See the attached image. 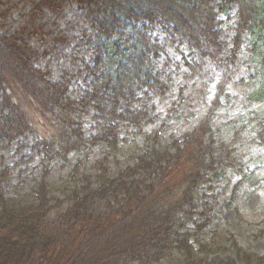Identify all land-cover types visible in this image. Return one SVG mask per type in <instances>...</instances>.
Wrapping results in <instances>:
<instances>
[{"label": "trees", "instance_id": "trees-1", "mask_svg": "<svg viewBox=\"0 0 264 264\" xmlns=\"http://www.w3.org/2000/svg\"><path fill=\"white\" fill-rule=\"evenodd\" d=\"M14 1L0 0V264H217L227 252L240 264H264V256L208 233L220 171L248 157L238 158L240 144L264 149V126L256 127L264 106L218 118L224 74L197 126L163 136L160 126L143 132L142 103L158 81L152 64L165 53L157 32L218 65L224 23L235 29L233 53L249 49L248 81L260 82L253 92L261 93L264 0H40L34 15L79 10L82 35L92 38L93 79L74 89L72 77L39 68L45 52L34 44L35 28L3 32ZM70 52L74 65L81 54ZM123 129H137L140 140L126 147ZM27 158L33 166L12 177L6 160L18 171Z\"/></svg>", "mask_w": 264, "mask_h": 264}, {"label": "rangeland", "instance_id": "rangeland-1", "mask_svg": "<svg viewBox=\"0 0 264 264\" xmlns=\"http://www.w3.org/2000/svg\"><path fill=\"white\" fill-rule=\"evenodd\" d=\"M14 2L13 8L8 11L6 19L1 23L3 32L16 33L21 27L27 26L31 29L35 28L37 33H35L34 44H41V50L45 52V56L38 62L39 68L51 71L54 78L65 75L72 77L73 89L88 86L87 81L93 79L91 71L98 62V54L93 49L92 38L82 35L87 25L78 24L76 18L81 15V12L67 9L54 14L48 9H43L34 15L33 10L39 5L40 0ZM224 27L227 47L221 54L220 58L223 60H220L218 65L215 60L208 59V56H204L205 59L201 60L197 54L198 51L188 43L175 39L169 42L160 32L154 35L166 45V48L162 57L152 64L154 65L152 70L158 81L154 85L152 82L153 91L143 94L142 103L149 106L148 122L143 132L160 126L163 136H169V134L180 136L194 129L199 117L210 109L217 90L219 93L220 81L224 74H226L225 91L220 92L222 96L218 104L222 106L218 109V118L231 117L236 113L244 114L264 106V88L261 93H254V89L260 86V82L248 81L251 75L249 47H247L248 51L241 50L233 53L234 41L232 40H235L233 36L236 33L232 30L235 29L231 23H224ZM63 38H66L70 44L55 42ZM115 40L117 45H123L118 38ZM220 42L223 43L222 39ZM246 43L249 46L250 42L247 38L241 48H246ZM87 46L92 47L93 51L83 52ZM69 49L73 52L76 49L75 54H81H79L81 57H77L74 61V65L68 62L72 53H68ZM5 63L4 60L0 65L5 66ZM136 99L139 104L141 101L139 93ZM151 120L153 121L150 122ZM259 126L261 128L264 124L257 122L256 127ZM136 132L137 129L133 131L123 129L121 138L126 137L127 142L124 143L126 147H132L131 143L134 139L140 140L141 136L133 135ZM237 151L241 152L238 158L248 157L242 158L234 169L221 170L214 190H210L209 205L213 218L208 233L211 234V231L217 230L223 238L222 242L229 240L231 243H236L240 249H247L264 256V149L250 147V143L245 142L239 145ZM27 153L25 150L24 154L21 155V153L17 158ZM5 163L10 165L12 177L19 176L21 169L25 170L34 164L27 158L17 171L12 167L15 159H8ZM25 176L26 173L22 175V178L26 179ZM215 257L217 264H240L232 252Z\"/></svg>", "mask_w": 264, "mask_h": 264}]
</instances>
